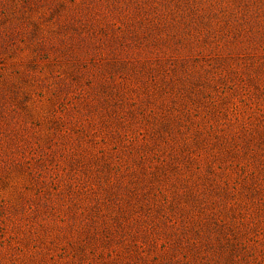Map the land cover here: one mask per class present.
<instances>
[{
	"label": "rangeland",
	"instance_id": "1",
	"mask_svg": "<svg viewBox=\"0 0 264 264\" xmlns=\"http://www.w3.org/2000/svg\"><path fill=\"white\" fill-rule=\"evenodd\" d=\"M0 264H264V0H0Z\"/></svg>",
	"mask_w": 264,
	"mask_h": 264
}]
</instances>
